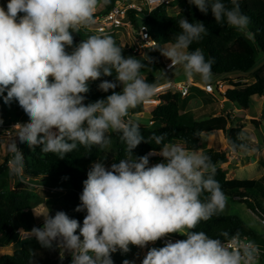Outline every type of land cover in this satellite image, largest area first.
Here are the masks:
<instances>
[{"label":"clouds","instance_id":"clouds-1","mask_svg":"<svg viewBox=\"0 0 264 264\" xmlns=\"http://www.w3.org/2000/svg\"><path fill=\"white\" fill-rule=\"evenodd\" d=\"M110 2L8 0L6 10L0 6V96L5 104L17 101L29 117V122L13 126L8 147L13 154L11 173L22 178L25 169V157L15 138L32 149L59 154L61 159L77 144L89 150L103 148L111 141L109 129L120 133L125 144L124 158L118 163L106 167L101 160L88 171L75 208L86 212L82 225L64 211L50 215L49 210L38 215L43 216L42 227L26 232L42 248H63L71 256V264H114L112 253H128L130 245L143 249L174 233L186 239H168L163 247L150 248L142 264H259L260 246L239 233L224 232L222 240L194 230L227 205L211 157L200 150L164 143L167 133H153L146 139L139 123L125 119L129 109L155 93V85L141 75L146 64L123 55L111 35L93 34L74 44L73 34L94 24L97 9ZM189 3L204 14L210 9L217 23L226 21L241 32L248 29L250 18L242 13L238 0H231V7L224 0ZM178 24L181 31L161 54L189 78L199 75L203 81H211L215 59H206L199 47L189 51L207 35V27L198 20L190 23L184 16ZM144 59L152 63L151 58ZM113 71L114 80L98 84L100 91L112 90V94L85 104L89 83L112 76ZM118 86L121 91H115ZM149 141L163 145L158 152L161 162L150 164V157L157 155L155 150L134 155L142 142ZM64 253H60L61 260ZM28 264H36L31 251ZM123 264L135 262L125 259Z\"/></svg>","mask_w":264,"mask_h":264},{"label":"trees","instance_id":"trees-1","mask_svg":"<svg viewBox=\"0 0 264 264\" xmlns=\"http://www.w3.org/2000/svg\"><path fill=\"white\" fill-rule=\"evenodd\" d=\"M117 0H111L110 4L100 7L95 16L105 15ZM231 7V0H224ZM243 14L250 18V23L246 32H241L231 26L226 21L217 23L209 9L207 14L201 13L189 0H184V5L179 13L171 16L167 12L166 6H161L153 10L144 17V24L147 25L150 35L155 39L158 35L163 44H171L175 41V36L181 31L178 21L186 17L189 22L202 21L208 29L207 35L202 40L194 42L189 51L201 48L206 59H215L212 66L214 79L228 81L232 78H245L249 76L254 79L253 83L231 82L232 89H228L222 96L229 102H236L240 107L248 108L252 95L264 94V0H238ZM133 24L136 25L135 13H130ZM250 33V35L248 34ZM149 57L154 51L148 49ZM137 59H140L137 58ZM146 64L144 68L157 67L158 75L147 74L145 80L157 86L159 83L167 81L163 78L166 72L163 63L151 58L152 63L145 59H140ZM143 69V68H142ZM173 70V69H172ZM171 70V71H172ZM200 77L199 75H196ZM165 77V76H164ZM115 71L112 76H102L100 80L90 82V91L85 95V104L105 99L112 94V90L105 93L98 89L101 80H114ZM122 86H118L115 91H121ZM6 95V92L4 93ZM188 97V96H187ZM187 97L180 92H168L161 95L160 103L150 112L151 122H156L162 126H155L147 129L145 124L139 123L142 135L147 139L151 134L167 133L164 143L172 144L174 140H181L185 143V148L197 150L201 134L214 130H222L228 142L235 150L247 148L241 136V127L235 124L230 117L228 110H221L220 116H208L205 119H198L193 112L185 111ZM23 110L17 101L13 100L5 104L3 96H0V118L4 124H9L17 119L12 117V111ZM24 112V111H23ZM131 114L143 112L142 104L135 109H129ZM26 118H29L24 112ZM137 118V117H132ZM131 119V118H130ZM111 136L110 144L115 150L113 163H118L125 155V144L120 139V133L109 129ZM163 145H157L155 141L149 143L142 142L135 150L134 155L143 156L159 149ZM19 149L25 157L24 176L29 180L55 181L68 186L70 192L63 195L62 203L64 212L70 217L77 219L81 225L86 212H76L75 208L80 204V195L83 191V182L87 179L89 167L97 162L103 153L104 147L93 146L91 150L83 145L77 144V148L60 158L59 154L44 153L39 147L32 149L27 143H20ZM204 154L211 157L212 162L217 166L215 179L219 181L222 190L229 197H238L247 207L256 214L259 210L264 216V176L258 179H227L220 165L227 158L226 152L206 150ZM155 164L162 161L160 156L150 157ZM7 162V161H6ZM5 164L0 166V174ZM34 194L28 189L15 192L12 189L0 190V247H5L11 242L18 240L16 229L20 226L27 228L21 219V215L26 210L32 208ZM195 231H204L212 238L225 239L221 234L228 232L230 235L239 233L241 237H246L264 248V232L257 233L249 228L247 224L237 216L224 215L218 212L208 221H201ZM171 236H181L178 233ZM186 238V236H184ZM20 245L11 254L0 256V264H28L30 251L34 253L36 264H60L59 248L45 249L34 238H25L17 241ZM114 264H123V259L113 257ZM140 259L139 263L142 264ZM70 259H68V262ZM264 264V259L261 262Z\"/></svg>","mask_w":264,"mask_h":264},{"label":"rangeland","instance_id":"rangeland-1","mask_svg":"<svg viewBox=\"0 0 264 264\" xmlns=\"http://www.w3.org/2000/svg\"><path fill=\"white\" fill-rule=\"evenodd\" d=\"M8 0H0V6L5 7L6 10V5H7ZM184 5V0H178L173 3H171L167 7V12L171 16H175L179 13L181 7ZM100 7L97 9L99 10ZM23 15V14H20ZM142 17L138 16L137 17V23L139 24L142 21ZM93 34H107L113 36V38L116 40L117 44L122 47L123 49V55L129 56L132 55L135 58L144 59L145 56L149 57V51L148 49H144L140 47V44L138 40L136 39V30L135 27H120L116 29H105L104 31H98L96 28H91V29H84L82 28L79 33H74V44H78L80 40L82 39H87L89 35ZM156 45H155V51L151 55V58H154L157 60L159 63H163L166 61H169L165 56L161 54V49L163 47L169 46L170 44H163L160 37L158 35H155L154 37ZM71 51V49H69ZM150 58V57H149ZM179 69L180 66L176 65V67L173 68L172 71L166 72L165 77L163 78H168L171 77L172 74L176 73L177 71H180ZM184 72V71H183ZM147 74L151 75H158L157 67L153 66L152 68H143L141 69V75L144 77L147 76ZM233 76H229L228 81H225L227 84H230V80L233 82H239L237 78H232ZM191 80L192 82L195 83H205L200 77L194 75L193 77L189 78L185 73H182L174 78L172 80L174 82H179V83H185L188 80ZM212 82L217 81L214 79V76L211 79ZM241 83V82H239ZM243 83H249V81L244 80ZM232 87H229L228 89H232ZM199 96H189L187 97L186 105H185V111L191 112L195 108L198 109L199 106L204 107L208 110L207 106L214 104V106H218L219 103L222 101L221 99H218L217 97L213 95H208L207 93H200L198 94ZM251 105V104H250ZM223 108L222 106H218V109ZM258 109V112L262 115L264 112V108L256 104H252L251 109ZM230 109V114H234V116L238 117L239 119L245 115V108L240 107L238 103L234 102V106H232ZM227 109V110H228ZM253 111V110H252ZM150 112H151V106L145 107L143 109L142 114H136L134 117L137 118H131L133 121L141 124H145L147 129H153L155 126H162L159 123L156 122H149L150 119ZM198 118L199 119H205L207 116H209L208 113H205L204 115H201V113L198 112ZM12 117L16 118L19 121H22L26 118L23 110H16L12 111ZM245 141L247 142L248 149L252 150L255 146L251 144L247 138H245ZM175 144L180 145L179 142H183L181 140H174ZM10 144V140H7L5 138L0 137V166L5 164L6 167H3L2 173L0 174V190H5V189H12L15 192L21 191L23 189H28L33 192L34 194V200L32 203V208L29 210H26L24 214L21 215L22 221L25 223H22V225H26V229H32L34 226L35 227H42L43 225V216H38V215H43L46 214L50 210V215H55L57 211H63L64 210V205L62 203V197L63 195L67 194L70 192V189L68 186L62 185L59 182L55 181H50V180H45V181H39L36 180L34 182L33 180L27 179L23 175V177H19L16 175H13L10 171L9 168V161L12 159V153L9 152L8 147ZM228 146V145H227ZM203 147H201V150ZM217 149V148H216ZM220 152H223L222 149H220ZM204 151V150H203ZM115 150L112 148L111 144H107L104 146L103 153L101 155V158L98 161L103 160L104 164L106 167H110L111 164L114 162L115 159ZM227 155V154H226ZM229 159V158H228ZM226 160L223 162L224 166L228 164L229 160ZM7 161V162H6ZM97 161V162H98ZM150 163L155 164L154 160L150 158ZM92 166V165H91ZM89 167V169L91 168ZM258 174V169L257 165H248V167H241L240 170L235 171V174L232 178L234 179H254L255 176ZM224 215H232V216H237L240 219H242L249 228L253 229L257 233H263L264 232V226L261 224L259 218L247 207V205L243 201H239L237 199H233L232 197L227 196V205L225 209L221 212ZM181 235V234H179ZM184 237V235H181ZM20 244L19 243H14L6 245V249L3 251H0V256L3 254H11L16 248H18ZM164 245H160V247H163ZM130 249H133L132 245L129 246ZM152 248V247H151ZM141 248H137V251L135 252V257H132V254L128 253H122L121 251L118 250V256L120 259H127L130 258L129 261H134L135 264H140L138 259L141 257V253L144 252L143 250L140 252ZM150 248L147 249V251ZM131 251V250H130ZM133 253V252H132ZM121 254H127V258H122ZM140 255V256H139ZM60 264H64L63 261L60 262Z\"/></svg>","mask_w":264,"mask_h":264},{"label":"built area","instance_id":"built-area-1","mask_svg":"<svg viewBox=\"0 0 264 264\" xmlns=\"http://www.w3.org/2000/svg\"><path fill=\"white\" fill-rule=\"evenodd\" d=\"M175 1H178V0H117L116 4L105 15L95 16V23L88 26L86 29L96 28L98 31H104L105 29L114 30L120 27L129 28L133 26L135 27L136 39L138 40L140 47L146 50L150 49L152 51H155L156 42L151 37L149 29L147 25L144 24L143 19L144 17L149 15L153 10L161 6L168 7L171 3ZM130 13H135L136 18L138 16H141L143 18L142 21L139 24L138 23H136V25L133 24ZM163 66H164L165 71H171L174 67H176V65H171L170 60L163 62ZM191 87H195L194 82H192L191 80L185 83H179V82L177 83V82H174L172 78H169L167 81L159 83L157 86H155L156 90H155L154 95L149 100L141 104L143 106V109H145V107L147 106H151V111H152L156 106L159 105L161 95L166 94L168 92H180L182 96L186 97L189 95ZM228 87H229L228 85L225 86L224 81L217 80L215 82L205 83L204 86L202 87V90L205 91L206 93L213 94V95H214L215 90H217L220 94H224L228 90L227 89ZM135 115L136 114H131L129 112L128 117H126L125 119L126 120L130 119L134 117ZM26 122H29V118H25L22 121L16 120L9 124H4V123L0 124V137L12 141V138L14 135L13 126L16 125L17 123L23 124ZM15 139H16L17 147L19 148L20 142L18 138H15ZM236 199H239V198L236 197ZM255 215L259 218L261 224L264 226L263 214L259 210H257ZM26 231H31V229L28 230V229H24L21 227H18L16 229V233L19 239L33 238L31 234ZM242 238L252 241L251 239L246 238V237H242ZM168 239H171L173 242H175L177 240H183L186 238L182 236H171L170 235L168 237H164L160 240H157L154 243H149L145 248H143L144 255H142L141 259H144L147 253V249L150 246H153L156 244L164 245L165 241ZM132 246L135 248H138L134 245ZM58 248L60 250L59 251L60 262L63 261L64 264H71V256L67 252L64 253L63 248H60V247ZM260 248H261V257L259 259V264H262L261 262L264 259V248L262 246H260ZM60 253L61 254L64 253L63 260H61L60 258ZM112 256L119 257L118 251L115 253H112ZM68 259H70L69 262H68Z\"/></svg>","mask_w":264,"mask_h":264},{"label":"crops","instance_id":"crops-1","mask_svg":"<svg viewBox=\"0 0 264 264\" xmlns=\"http://www.w3.org/2000/svg\"><path fill=\"white\" fill-rule=\"evenodd\" d=\"M263 64H264V61H263L262 65ZM179 70L180 71H177L176 73H174L172 75L173 78L184 73L182 68ZM244 80L249 81V83H247V84L254 82V79L249 77V76H246L245 78H241L240 82L243 83ZM188 81H190V79ZM209 82H212V81H209ZM205 83H207V82H205ZM205 83H195L194 82L195 87H191L188 97L189 96H199L198 94H200L201 92L206 93L205 91L202 90V87L204 86ZM224 83H225V86L228 85L229 87H232L231 84H227L225 81H224ZM207 94L213 95V94H209V93H207ZM213 96H215V95H213ZM255 103L256 104L258 103V105L260 107L262 106L264 108V94L261 96L260 95H252L250 97V104L252 105ZM250 104H249L248 108L244 109L246 112L242 118L239 119L238 117L234 116L233 113L230 114V117L235 124H238L241 127V130H242L241 136H242V139L244 140V142L246 143V145H247V142L245 141V138H247L248 141L255 146L252 150L248 149V145L246 146L247 148H242L241 150H235L233 147H231L228 144L229 143L228 139L226 138V135L222 130L203 132L201 134L200 141L198 143L197 150H201V147H203L202 149L204 151H206V150L220 151L218 149V147H219L220 149H222L223 152H226V154H227L226 159L229 158L228 164L226 166H224V164L222 163L220 165V168L225 173V176L227 179H234L232 177L234 176L235 171L240 170L241 167H248V165H257L258 174H257V176L254 177V179H258V178L264 176V112L261 115L260 112H258V109H256V107H255V109L250 110L249 109L251 107ZM205 105H204V107L199 106L198 109L195 108L193 111H191L194 113L196 118H198V115H199L198 112L201 113V115L208 113L209 116L213 117V116H217V115L221 114V110H223V108H220V107H219L220 109H218V106L223 105V100L219 103L218 106H214V104L208 105L207 106L208 110L205 108ZM232 106H234V103L230 102L229 108H231ZM228 112L230 113L232 111H230V109H228ZM141 114H142V112H141ZM139 116H137V117H139ZM149 122H151V121H149ZM11 142L12 141H10V143ZM179 143L181 146L185 147L184 142H179ZM172 144H175V142L173 141ZM203 150H202V152H204ZM157 156H159L158 152H157ZM150 164H152V163H150ZM232 198L236 199V197H232ZM237 200L241 201L240 199H237ZM151 247L160 248V245L156 244V245L150 246L149 248H151ZM6 248H7L6 246L0 247V251H3V253H4V250ZM132 248L133 249H131L129 254H132L131 256L136 258L134 255H135V252L137 251V248H135V247H132ZM142 250L140 249V252ZM143 252H144V250H143ZM125 255H127V254H124V255L121 254V257L127 258V256H125ZM142 255H143V253H141V257H142ZM141 257L137 258L138 261H140ZM129 259L130 258H127V260H129Z\"/></svg>","mask_w":264,"mask_h":264},{"label":"water","instance_id":"water-1","mask_svg":"<svg viewBox=\"0 0 264 264\" xmlns=\"http://www.w3.org/2000/svg\"><path fill=\"white\" fill-rule=\"evenodd\" d=\"M214 95H215L218 99L223 100V111H226V110L229 108V106H230V102H229L227 99H224L223 96H222L217 90L214 91ZM217 116H220V114L217 115ZM228 144L231 145L230 143H228ZM226 160H227V159H226ZM226 160H225V161H226Z\"/></svg>","mask_w":264,"mask_h":264}]
</instances>
